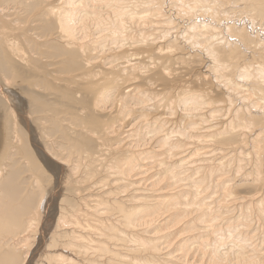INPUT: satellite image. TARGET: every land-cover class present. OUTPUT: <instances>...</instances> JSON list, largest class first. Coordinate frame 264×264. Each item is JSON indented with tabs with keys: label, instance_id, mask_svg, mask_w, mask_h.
I'll list each match as a JSON object with an SVG mask.
<instances>
[{
	"label": "bare ground",
	"instance_id": "bare-ground-1",
	"mask_svg": "<svg viewBox=\"0 0 264 264\" xmlns=\"http://www.w3.org/2000/svg\"><path fill=\"white\" fill-rule=\"evenodd\" d=\"M0 264H264V0H0Z\"/></svg>",
	"mask_w": 264,
	"mask_h": 264
}]
</instances>
